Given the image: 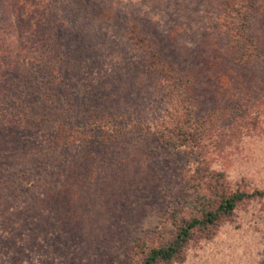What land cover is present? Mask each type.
Segmentation results:
<instances>
[{
  "label": "rangeland",
  "instance_id": "374dc122",
  "mask_svg": "<svg viewBox=\"0 0 264 264\" xmlns=\"http://www.w3.org/2000/svg\"><path fill=\"white\" fill-rule=\"evenodd\" d=\"M217 14L218 0L17 2L9 19L33 31L26 51L50 61L30 78L50 72L58 93L76 100L79 121L104 112L143 125L113 143L95 126L89 139L58 148L46 128L0 126V264H140L191 214L182 205L195 198V168L212 185L264 189V62L234 60ZM129 17L190 79L200 146L176 148L148 132L172 112L144 71L145 51L124 37ZM253 24L251 37L264 44V0ZM196 237L168 264H264V199L238 204Z\"/></svg>",
  "mask_w": 264,
  "mask_h": 264
},
{
  "label": "trees",
  "instance_id": "16d2710c",
  "mask_svg": "<svg viewBox=\"0 0 264 264\" xmlns=\"http://www.w3.org/2000/svg\"><path fill=\"white\" fill-rule=\"evenodd\" d=\"M18 1H0V126L12 125L18 129L23 127L34 130L46 128L51 131L49 144L52 148L89 139L95 126L102 132L104 129L112 132L108 135L111 143L135 135L131 125L142 130L141 121L122 123L104 112L97 114L101 118L99 122L94 120L92 123L89 118L79 121L74 107L76 100L71 95L58 93L57 79L52 80L50 72L42 78L28 76L33 73L32 67H43L45 70L50 61L45 60L42 55L32 59L26 51L27 43L34 40L33 31L30 29L26 32L24 27L19 26L21 22L24 23L21 18L9 19L14 15ZM258 5L259 0H218L215 26L225 35L228 47L234 53V60L238 63L253 60L264 62V44L255 42L251 37ZM144 14L151 15V11L145 9ZM62 20L66 22L65 19ZM46 24L42 19L39 27ZM124 24V37L133 47L145 51L144 71L154 84L161 87L162 97L169 105L167 111L172 112L171 116L166 113L167 118L163 119L165 124L161 123L163 127H159L158 131L153 127L148 132L158 134L162 141L176 148L190 144L192 148L200 146L203 136L198 129L203 119L196 120L198 105L190 91V79L175 62L162 59L140 21L129 17ZM9 28H16V35L8 34ZM54 60L59 62L60 59ZM87 60L88 57L85 61ZM60 68L58 65L59 73ZM35 92L41 94L29 99V94ZM200 176L196 168L188 176L191 181L189 189L194 191L195 198L189 199L182 207L189 208L191 214L183 217L157 245L148 247L140 264H168L176 259L181 260L186 245L194 237L197 238V233L208 232L222 216L233 212L238 204L264 199V189H234L227 186L224 178L220 185H212L209 180ZM180 211L177 209L170 216L177 219ZM165 226L167 225L164 224Z\"/></svg>",
  "mask_w": 264,
  "mask_h": 264
}]
</instances>
